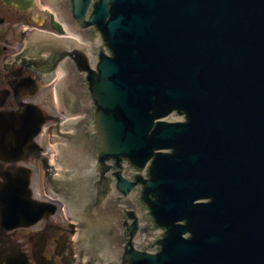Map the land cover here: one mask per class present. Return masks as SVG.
Instances as JSON below:
<instances>
[{"label":"water","instance_id":"1","mask_svg":"<svg viewBox=\"0 0 264 264\" xmlns=\"http://www.w3.org/2000/svg\"><path fill=\"white\" fill-rule=\"evenodd\" d=\"M69 1L95 30L63 103L85 115L69 203L93 246L114 264H264V0ZM28 183L9 221L41 216Z\"/></svg>","mask_w":264,"mask_h":264},{"label":"flooded vegetation","instance_id":"2","mask_svg":"<svg viewBox=\"0 0 264 264\" xmlns=\"http://www.w3.org/2000/svg\"><path fill=\"white\" fill-rule=\"evenodd\" d=\"M17 1L0 0V130L3 133L0 135L3 147L0 148V191L24 166L31 168L32 183L42 177L48 180L53 174L50 167L53 154L45 149V142H40L41 134L34 140L37 143L10 141L12 130H21L23 137L30 132L29 118L24 113L27 104L44 109L45 103H50L49 110L44 111L53 116L51 111L57 96L53 84L46 85L39 71L47 70L52 75L50 79L56 81L58 74L53 63L35 58L37 66L32 67L25 60L20 63L15 60L28 39L41 34L36 28L52 32L51 14L43 13L35 1L31 0L26 8L17 5ZM16 147L20 150L13 154L12 149ZM18 178L21 180L22 176ZM61 215L59 210L37 222L12 226L0 221V264H75L72 239L75 228Z\"/></svg>","mask_w":264,"mask_h":264},{"label":"rangeland","instance_id":"3","mask_svg":"<svg viewBox=\"0 0 264 264\" xmlns=\"http://www.w3.org/2000/svg\"><path fill=\"white\" fill-rule=\"evenodd\" d=\"M49 126V125H48Z\"/></svg>","mask_w":264,"mask_h":264}]
</instances>
